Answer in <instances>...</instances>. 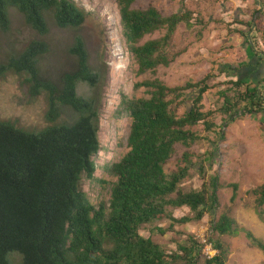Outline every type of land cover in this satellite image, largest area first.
Listing matches in <instances>:
<instances>
[{"label": "trees", "instance_id": "1", "mask_svg": "<svg viewBox=\"0 0 264 264\" xmlns=\"http://www.w3.org/2000/svg\"><path fill=\"white\" fill-rule=\"evenodd\" d=\"M115 2L121 40L139 75L169 68L184 53L173 52L171 45L180 26L189 30L205 26L184 4L179 12L163 15L153 6L134 8L136 0ZM10 8L42 38L50 33L49 21L60 30L76 32L88 17L73 0H0L1 34L9 32ZM256 10L257 19L264 16V8ZM238 25L243 28L232 32L243 37L256 60L250 72L246 63L214 64L198 81L168 86L154 78L135 85L147 97L120 95L116 115L130 120L127 150L119 161L104 167L109 198L98 203H91L82 191L81 180L94 179L96 171L93 157L100 151L105 65L92 63L79 34L67 49L73 66L56 77L44 75L39 67L51 49L45 40H33L0 62V80L8 74L21 76L28 96H43L47 107V125L39 130L28 131L0 119V264H10L11 253L21 256V264H226L228 249L221 237L240 233L264 254V243L240 227L230 213L216 216L217 177L211 178L208 188L180 189L195 167L188 152L182 156L183 166L171 172L165 169L177 146L189 148L203 140L195 127L202 126L220 141L224 128L238 117L264 114V30L253 18ZM155 34L159 36L143 41ZM225 74L231 79L212 83ZM214 90L218 107L206 110L204 96ZM216 116L220 124L214 121ZM210 142L213 151L206 159L212 166L217 142ZM199 171H205L202 165ZM252 194L256 214L263 219L264 184ZM234 199L235 194L231 202ZM169 208H186L190 215L174 218ZM205 215L213 221L207 242L217 251L210 259L203 256V244L192 234L173 251L154 240L170 233L174 225L200 222ZM160 221H169V226L151 230L148 236L140 233Z\"/></svg>", "mask_w": 264, "mask_h": 264}, {"label": "rangeland", "instance_id": "2", "mask_svg": "<svg viewBox=\"0 0 264 264\" xmlns=\"http://www.w3.org/2000/svg\"><path fill=\"white\" fill-rule=\"evenodd\" d=\"M73 1L88 13L82 28L76 32L60 30L49 21L50 33L45 38L28 28L23 16L16 9L10 8L9 32L0 33V62L33 40H45L51 49L50 53L41 59L39 67L44 75L56 77L73 66L74 60L68 55L67 49L72 44L74 36L79 34L86 43L92 63L105 65L106 75L99 123L101 148L93 158L96 165L94 179L83 178L81 182V188L91 203H98L109 198L108 185L105 183L109 181V176L104 172V167L119 161L127 150L130 120L127 117L118 118L116 115L120 95L124 93L131 98L147 97L144 89L136 90L134 85L148 79L157 78L168 86L183 84L188 79L198 81L214 64L246 63L249 64L247 72L255 69L256 60L251 59L253 54L247 50L243 37L231 29H242L238 23L253 18L264 30V16L257 19L259 14L255 13L256 9L264 8V0H136L134 8L144 9L153 6L163 15L179 12L184 4L186 9L192 11L194 16L205 24L204 28L196 25L191 30L180 26L173 36L171 45L173 52L183 50L184 53L169 68H159L155 74L143 76L138 75L137 64L121 40L115 0ZM253 13L256 14L254 17ZM158 36L155 34L143 41ZM22 79L21 76L8 74L0 80V119L11 121L28 131L39 130L47 125L44 119L46 102L43 96L31 99ZM229 79H231L229 74H225L214 79L212 83ZM214 93L215 90L204 96L206 110L218 107ZM182 112L183 109L180 108L179 115ZM214 121L220 124V116H216ZM194 130L203 140L189 148L177 146L165 169L171 172L183 166L182 156L188 152L190 162L194 163L195 167L190 169L189 176L183 180L180 189L189 192L208 188L211 178L217 177L219 186L216 193L220 207L216 216L224 211L230 213V217L240 227L251 231L264 243V215L263 219L256 215L255 195L252 194L254 188L264 184V114L238 117L224 128V138L220 141L215 134L205 133L202 126H197ZM210 141L217 142L212 166L206 159L213 151ZM201 165L205 169L203 174L199 171ZM235 184L237 189L234 190L231 185ZM233 194L235 199L231 202ZM168 211L174 218L190 215L186 208H169ZM212 222V217L205 215L200 222L174 225L170 233L156 235L154 240L170 251L175 250L177 244L184 243L191 234L203 243L211 235ZM168 226L169 221H160L144 227L140 233L148 236L154 227ZM221 241L228 249L226 264H264V254L253 248L243 234L240 233L236 237L222 236ZM9 256L10 264H20L19 254L11 253Z\"/></svg>", "mask_w": 264, "mask_h": 264}, {"label": "clouds", "instance_id": "3", "mask_svg": "<svg viewBox=\"0 0 264 264\" xmlns=\"http://www.w3.org/2000/svg\"><path fill=\"white\" fill-rule=\"evenodd\" d=\"M29 28V27H28ZM137 71H138V67H137ZM157 72V71H156ZM147 74H152V73H147ZM106 75V74H105ZM139 75V74H138ZM143 75H146V74H142V75H140V76H143ZM148 80H151V79H148ZM145 81V80H144ZM105 83V82H104ZM141 83V82H140ZM136 85V84H135ZM135 85H134V89H135ZM104 88V87H103ZM137 90V89H136ZM27 91V90H26ZM145 92V91H144ZM124 94V93H123ZM41 97V96H40ZM39 98V97H38ZM129 98H131V97H129ZM142 98V97H141ZM37 99V98H36ZM46 109H47V107H46ZM45 113H46V111H45ZM44 119H45V116H44ZM99 123H100V117H99ZM129 134V133H128ZM98 140H99V132H98ZM99 144H100V142H99ZM101 148V147H100ZM100 152V151H99ZM98 152V153H99ZM97 153V154H98ZM94 158V157H93ZM96 166V165H95ZM96 172V171H95ZM95 174V173H94ZM83 178H85V177H83ZM82 178V179H83ZM86 179V178H85ZM88 180V179H87ZM81 182H82V180H81ZM82 189V188H81ZM83 191V190H82ZM257 215V214H256ZM259 218V217H258ZM260 219V218H259ZM159 228V227H158ZM154 229H157V228H153V230ZM251 232V231H250ZM211 233H212V231H211ZM201 242V241H200ZM156 243H158V242H156ZM202 243V242H201ZM204 243L205 242H203L202 244H203V249H202V252H203V256H204V249H205V247H204ZM206 243H207V245H209L210 247H211V249H212V246L210 245V243H208L207 242V240H206ZM158 244H160V243H158ZM160 245H162V244H160ZM256 249V248H255ZM214 252H215V254H214V256L217 254V251L216 250H214V249H212ZM262 252V251H261ZM263 253V252H262ZM14 255H16V254H14ZM9 258H10V256H9ZM20 258V257H19ZM20 264H21V258H20Z\"/></svg>", "mask_w": 264, "mask_h": 264}, {"label": "built area", "instance_id": "4", "mask_svg": "<svg viewBox=\"0 0 264 264\" xmlns=\"http://www.w3.org/2000/svg\"><path fill=\"white\" fill-rule=\"evenodd\" d=\"M204 256L207 258V259H210L211 257L214 256L215 252L211 249V247L209 245H207V243L205 242L204 243Z\"/></svg>", "mask_w": 264, "mask_h": 264}]
</instances>
